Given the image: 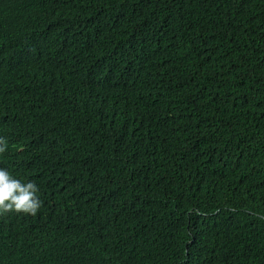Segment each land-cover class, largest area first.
Returning a JSON list of instances; mask_svg holds the SVG:
<instances>
[{
	"label": "trees",
	"instance_id": "trees-1",
	"mask_svg": "<svg viewBox=\"0 0 264 264\" xmlns=\"http://www.w3.org/2000/svg\"><path fill=\"white\" fill-rule=\"evenodd\" d=\"M110 1L118 17L130 4ZM74 2L78 10L87 3ZM197 2L205 38L177 36L179 52L192 62L166 91L149 98L150 122L126 135L111 157L78 167L64 160L53 169L91 193L111 195L118 209L106 240L122 242L145 260H178L192 239L188 256L203 264H264V0ZM5 18L11 23L0 22V41L15 46L9 30L17 17L7 11ZM108 32L84 31L78 41L93 46ZM42 40L59 54L66 51L51 32ZM6 63L0 50V64ZM58 73L59 66L37 52L7 83L29 89L33 102L43 105ZM68 78L87 82L78 67ZM4 82L0 77V86ZM0 135L15 148L36 141L29 126L11 117L0 121ZM72 139L58 127L38 142L39 157L25 147L10 152L4 164L40 185L49 203L60 181L42 157H55ZM14 224L29 245L43 228L26 218H15Z\"/></svg>",
	"mask_w": 264,
	"mask_h": 264
},
{
	"label": "clouds",
	"instance_id": "clouds-1",
	"mask_svg": "<svg viewBox=\"0 0 264 264\" xmlns=\"http://www.w3.org/2000/svg\"><path fill=\"white\" fill-rule=\"evenodd\" d=\"M86 2L78 10L74 0H0V22L11 23L5 18L7 11L17 17L12 23L15 29L9 30L16 45L0 41L7 57V63L0 64L5 81L0 86V121L11 117L16 124L29 126L36 138L15 148L0 135V264H203L188 256L192 239L185 242L182 258L167 263L145 260L122 242L106 240L117 215L115 199L62 179L53 169L64 160L78 167L111 157L126 135L150 122L149 98L166 91L192 62L179 52L177 36L205 38V28L195 15L198 2L130 0L121 17L110 0ZM106 29L105 39L96 45L78 41L84 31L97 34ZM46 32L63 43V54L45 45ZM37 52L59 66L52 97L43 105L33 102L29 89L7 83ZM76 67L87 82L68 78ZM58 127L73 139L55 157H42L44 167L60 181L47 203L41 186L14 172L4 160L25 147L38 154V142ZM15 218L33 219L43 226L30 245Z\"/></svg>",
	"mask_w": 264,
	"mask_h": 264
}]
</instances>
